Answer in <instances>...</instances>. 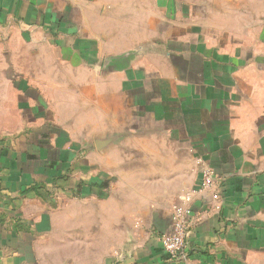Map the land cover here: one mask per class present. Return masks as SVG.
I'll use <instances>...</instances> for the list:
<instances>
[{
  "label": "crops",
  "instance_id": "obj_1",
  "mask_svg": "<svg viewBox=\"0 0 264 264\" xmlns=\"http://www.w3.org/2000/svg\"><path fill=\"white\" fill-rule=\"evenodd\" d=\"M256 44L264 0H0V264H264Z\"/></svg>",
  "mask_w": 264,
  "mask_h": 264
},
{
  "label": "built area",
  "instance_id": "obj_2",
  "mask_svg": "<svg viewBox=\"0 0 264 264\" xmlns=\"http://www.w3.org/2000/svg\"><path fill=\"white\" fill-rule=\"evenodd\" d=\"M201 168L198 187L180 196V202L172 209L170 229L160 234L163 251L169 260L177 263L186 257L189 234L193 224L191 206L195 196L212 191L216 186L215 172L205 163H202Z\"/></svg>",
  "mask_w": 264,
  "mask_h": 264
},
{
  "label": "rangeland",
  "instance_id": "obj_3",
  "mask_svg": "<svg viewBox=\"0 0 264 264\" xmlns=\"http://www.w3.org/2000/svg\"><path fill=\"white\" fill-rule=\"evenodd\" d=\"M252 46V45H251ZM262 46V45H261ZM253 48V47H252ZM261 51L258 50V44H256L255 46V51L257 52L256 54H260V57H257V61L258 63H256L255 65H258L260 67H264V47L262 46V49H260ZM252 60V59H250ZM253 61V60H252ZM255 63V62H254ZM193 190L189 191L192 192ZM187 193V192H185ZM184 194V193H183Z\"/></svg>",
  "mask_w": 264,
  "mask_h": 264
}]
</instances>
